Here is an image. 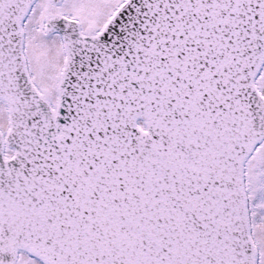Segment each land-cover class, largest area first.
Segmentation results:
<instances>
[{
  "label": "snow or ice",
  "instance_id": "6c2138e0",
  "mask_svg": "<svg viewBox=\"0 0 264 264\" xmlns=\"http://www.w3.org/2000/svg\"><path fill=\"white\" fill-rule=\"evenodd\" d=\"M0 264H264V0H0Z\"/></svg>",
  "mask_w": 264,
  "mask_h": 264
}]
</instances>
